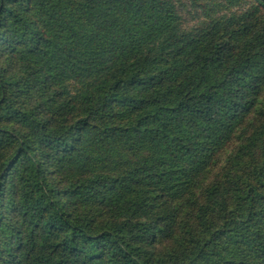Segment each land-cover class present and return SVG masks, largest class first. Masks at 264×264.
Returning a JSON list of instances; mask_svg holds the SVG:
<instances>
[{
  "label": "trees",
  "instance_id": "1",
  "mask_svg": "<svg viewBox=\"0 0 264 264\" xmlns=\"http://www.w3.org/2000/svg\"><path fill=\"white\" fill-rule=\"evenodd\" d=\"M189 1L0 0V264H264V0Z\"/></svg>",
  "mask_w": 264,
  "mask_h": 264
},
{
  "label": "rangeland",
  "instance_id": "2",
  "mask_svg": "<svg viewBox=\"0 0 264 264\" xmlns=\"http://www.w3.org/2000/svg\"><path fill=\"white\" fill-rule=\"evenodd\" d=\"M200 3L203 4V1H200ZM244 7H246V5L242 4V8ZM178 8L182 16V24L184 27H191L203 18L201 9L192 4L189 0H181L178 4ZM237 9L238 7L234 8V10ZM220 12H225V10L222 8Z\"/></svg>",
  "mask_w": 264,
  "mask_h": 264
}]
</instances>
